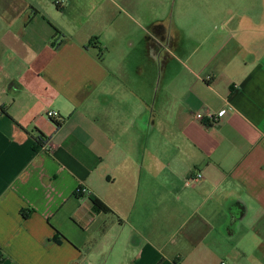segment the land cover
I'll return each instance as SVG.
<instances>
[{
  "label": "crops",
  "instance_id": "1",
  "mask_svg": "<svg viewBox=\"0 0 264 264\" xmlns=\"http://www.w3.org/2000/svg\"><path fill=\"white\" fill-rule=\"evenodd\" d=\"M54 1L0 0V264H264V0Z\"/></svg>",
  "mask_w": 264,
  "mask_h": 264
},
{
  "label": "built area",
  "instance_id": "2",
  "mask_svg": "<svg viewBox=\"0 0 264 264\" xmlns=\"http://www.w3.org/2000/svg\"><path fill=\"white\" fill-rule=\"evenodd\" d=\"M61 2H62L61 0H55V1H54V4H55L56 6H59ZM46 115H47L48 119H54V118L57 116L56 113L53 112V111H49V112H47ZM225 115H226V111L222 110L221 112H219V113L216 114V115H212V114L208 115L207 118H208V120L210 121L211 124H215L217 121L221 120ZM195 118H196V120H198V121H202L204 117H203V115H202L201 113H197V114L195 115ZM201 179H202L201 174H196V175H194V176L188 178V179L186 180L185 184H186V185H190V184H192V183H197V182H199Z\"/></svg>",
  "mask_w": 264,
  "mask_h": 264
},
{
  "label": "trees",
  "instance_id": "3",
  "mask_svg": "<svg viewBox=\"0 0 264 264\" xmlns=\"http://www.w3.org/2000/svg\"><path fill=\"white\" fill-rule=\"evenodd\" d=\"M37 144L40 146H43L45 144L44 140H42L41 136L38 137ZM89 200L92 203V205L94 206V208H96L97 210H100L101 212H108L109 211L95 196L90 195Z\"/></svg>",
  "mask_w": 264,
  "mask_h": 264
},
{
  "label": "rangeland",
  "instance_id": "4",
  "mask_svg": "<svg viewBox=\"0 0 264 264\" xmlns=\"http://www.w3.org/2000/svg\"><path fill=\"white\" fill-rule=\"evenodd\" d=\"M166 2H165V4H166V13L167 14H172V12H173V5H174V3H175V1L177 2L178 0H165ZM177 6H179V4H177ZM180 11V10H179ZM179 11L177 12V14H179Z\"/></svg>",
  "mask_w": 264,
  "mask_h": 264
}]
</instances>
